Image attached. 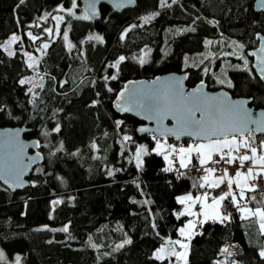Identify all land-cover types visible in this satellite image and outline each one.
I'll return each instance as SVG.
<instances>
[{
  "label": "trees",
  "instance_id": "16d2710c",
  "mask_svg": "<svg viewBox=\"0 0 264 264\" xmlns=\"http://www.w3.org/2000/svg\"><path fill=\"white\" fill-rule=\"evenodd\" d=\"M254 1L177 0L170 7H160V0H137L133 9L124 11L101 5L96 20L65 15L74 47L67 50L62 36L52 41L39 67L44 84L37 90L35 105L26 86L19 83L32 74L23 54L16 50V55L9 56L0 48V127L30 128L25 137L36 138L44 156L30 174L28 187L11 192L0 183V249L14 251L10 257L20 254L21 264H160L154 253L165 240L178 239V229L189 220L176 219L174 213L183 208L177 198L203 190L194 187L202 176L191 165L190 170H179L183 176L163 171L166 163L153 150L154 135L138 136L140 122L130 115H117L113 102L127 81L177 72L188 73L189 87L204 81L210 89L223 87L233 97L251 98L252 106L264 108V85L253 70L250 76L230 66L242 63L223 57V43L213 46L212 62L197 66L184 62L187 55L201 52L207 39L222 37L244 44L247 56L257 46L256 34L264 33V11L256 12ZM71 4L72 0H25L24 4L0 0V44L15 33L21 36L23 47L33 52L26 36L29 25L59 6L68 9ZM157 11L151 22L140 24L141 15ZM132 25L137 27L121 40ZM92 35L101 36L103 43L88 41ZM144 50L149 59L141 65L137 57ZM121 56L125 60L119 65L117 79L105 81L104 76L117 74L109 65ZM222 60L231 88L215 78H224L219 74ZM94 101L99 103L92 106ZM117 121H121L119 127ZM57 125L58 133L53 131ZM125 135L131 137L128 148L123 143ZM254 137L257 145L264 139V135ZM93 143L99 151L91 147ZM61 145L62 150L57 151ZM134 145L148 150L142 155L140 169L129 154ZM193 165L198 167L196 158ZM252 196L256 199H247L248 205L264 207L258 192H247V197ZM57 199L62 203L53 211L52 201ZM225 209L230 221L207 222L197 229L188 264H216L226 240L240 248L229 264H264L259 255L264 235L258 223L242 220L231 204ZM66 225L68 233L55 231ZM125 239L132 243L117 249Z\"/></svg>",
  "mask_w": 264,
  "mask_h": 264
},
{
  "label": "snow or ice",
  "instance_id": "6c2138e0",
  "mask_svg": "<svg viewBox=\"0 0 264 264\" xmlns=\"http://www.w3.org/2000/svg\"><path fill=\"white\" fill-rule=\"evenodd\" d=\"M126 2L131 0H122L119 6H124ZM20 4H24L25 0H19ZM172 4L177 3V0H171ZM168 0H160V7H170ZM259 6L264 8V0H259ZM90 8L94 9V5H90ZM77 8L76 0H72L71 7L65 9L63 6L57 8L58 12H66L68 16L74 17L77 20L89 19V14L85 13L82 16H78L75 13ZM47 15L41 19L47 22ZM96 12L93 10L91 16H95ZM154 15H158L154 14ZM154 15L143 17V23H148L154 18ZM57 23L55 30L53 28H45L44 31L48 37L51 38L55 31L56 36H60V24L64 21V16H53L52 17ZM39 27V24L29 25V27ZM215 26V25H214ZM137 25L130 26L121 35L123 40L128 31ZM184 31H194V29H185ZM28 39L33 43L40 40L41 37L34 35L31 31L26 33ZM62 39L65 41L69 51L72 50L74 45L69 40V34L67 31L63 32ZM257 39L261 40V46L257 51L249 52L247 55L256 58V72L259 74V78L264 80V37L258 36ZM88 41L95 40L103 43L101 36H88ZM22 44V39L17 34H12L7 41L0 44L2 48L9 56H14L16 53L12 50L13 45ZM214 43L212 40H206L204 42L205 48L211 47ZM50 47L49 43H42L38 46L37 51L42 55L47 54V49ZM229 47L233 48L232 52L224 53V56H235L236 59L242 61V67L240 65H230L231 67L240 71L247 72L252 76V69L249 68V59L244 54L245 45L236 41H231ZM260 53L261 55H258ZM24 56L27 57L26 66L29 69L35 71L36 76L40 77L43 81L44 77L36 71L40 64V59L25 52ZM205 56L204 59H208ZM125 60L124 56L114 63L110 64L109 67L116 69L117 74L104 76V80L108 81L116 80L119 73V65ZM140 64L143 65L146 61L143 57L139 60ZM188 59L185 57V64L187 65ZM203 63V60L200 61ZM195 66V65H192ZM204 74L208 73V68L203 69ZM224 76L223 79L215 77L217 82L226 87H233L230 79L227 78L226 70H222ZM188 77L185 75L181 78H171L168 81L161 82L159 78L153 81L154 85H159L146 94H141L139 90L135 88L134 82H130L125 85L124 89L118 94V102L116 107L121 111H132L133 107L141 109L145 113V119L155 120L157 123V129L155 130L160 138L156 135L153 139L156 141L154 151L157 155H163L164 160L168 166L163 169L165 172L176 171L178 175L183 176L185 173L180 172L179 169H188L189 166L196 167L197 170H203L205 175L200 178V182L194 184V187L204 189L206 186L211 189H217L222 185H226V191L216 196H210L208 192H203L201 195L193 196L192 194H186L177 198V203L182 205L181 211L174 213L176 219L179 220L181 217H194L189 219L187 223L178 229V239L172 240L167 239L164 241L162 246L154 253V259L160 261V264H164L167 260L169 264H172V259L175 258L176 264H188L187 256L191 239L194 235L199 234L197 226L202 227L208 221L221 222L230 221V214L226 212L224 202L226 200L235 207L239 212L242 220H254L258 223L259 232L264 235V207L249 208L246 204L242 205L240 201L251 199L255 200L256 197L251 198L245 195L246 192H257L260 188L257 181L264 180V139H261L257 145L255 142L254 133H264V112L255 114L246 105L248 101H232L231 98L226 94L222 93L219 96L209 95L204 92L206 85L203 81L190 93H186L183 88V80ZM254 78V77H253ZM21 86L33 85L28 87L27 93L31 95V102L35 105V100L38 98L35 88H43V84H35L32 79H21L19 81ZM66 83V81H65ZM63 83L61 84V87ZM108 91H113L108 88ZM127 96V103H124L125 97ZM99 101H94L92 106H95ZM2 110V109H0ZM199 114V117L198 115ZM165 120L173 122V127L169 128L164 125ZM117 127L120 126L121 121H117ZM55 132L60 131L59 125L53 130ZM141 132L152 131L149 128H141ZM9 137H12L14 142L18 143L20 133H8ZM45 136L49 135L48 132L44 133ZM174 136L179 140L182 136L193 138V143L187 147L174 146L167 144V137ZM163 143H162V139ZM130 136H123V141H130ZM36 147H40L37 143ZM62 145L57 151L62 150ZM91 147L95 151H99L97 145L93 143ZM148 153L147 148L140 146L137 147L134 159L136 161V167L138 169L142 166V155ZM193 154L198 161L197 165H193ZM37 153V158H39ZM215 157H219L216 159ZM178 162L179 168L175 165ZM221 163L231 165H237L238 169H244L245 165L248 164L246 171L236 170L234 175H229L227 168H224L222 174L216 176L217 168L215 165ZM214 165L213 167H207V165ZM27 169V165H22V162H17L14 165H10L5 162L4 165L0 166V178L4 179L9 186L13 184L17 187L22 186L23 182L21 176ZM258 169V170H257ZM118 171V170H117ZM112 171H109V175H113ZM233 185L239 189V200L237 195L233 191ZM137 187L139 185L137 184ZM209 200L211 203H209ZM62 201L57 199L52 201L53 211L55 206L61 204ZM136 203V201H133ZM145 204L148 201L144 202ZM261 204H264V194L261 197ZM199 205V210L196 211V207ZM152 227L155 229L156 225L153 223ZM51 230V229H46ZM55 231H62L65 233L69 232V227L66 225L61 229ZM71 238V236H69ZM91 241V237H89ZM131 239H125L123 243L117 245V249L123 248L125 244H131ZM92 247H96L95 244H91ZM224 253L228 252V248L222 250ZM259 255L264 259V249H261ZM5 259V254L0 251V261ZM15 264H21V256L15 257Z\"/></svg>",
  "mask_w": 264,
  "mask_h": 264
},
{
  "label": "water",
  "instance_id": "95a60500",
  "mask_svg": "<svg viewBox=\"0 0 264 264\" xmlns=\"http://www.w3.org/2000/svg\"><path fill=\"white\" fill-rule=\"evenodd\" d=\"M81 7L84 11V13L89 14L90 20H96L100 16V6L104 4L111 5L115 10L117 11H124V10H130L133 9L136 6L137 0H131V2H126L124 6H119L122 2V0H79ZM90 5H94V9L90 8ZM254 10L256 12H263L264 8H261L259 6V0L254 1ZM96 12L95 16H91L92 11ZM264 37V33H257L255 36V39L257 41V46L254 49H251L246 52L248 54L249 52L257 51L261 46V40L257 39V37ZM258 55H261L258 53ZM248 56V55H247ZM251 59V68L254 71L256 77L261 81V83L264 85V80H261L259 78V74L256 72V68L254 65L256 64V58L252 56H248ZM185 75L189 78L188 73H177V72H171L163 75L155 76L151 79H138L134 81H127L124 83L122 89L120 92L124 89L125 85L129 84L130 82H134L135 88L139 90L141 94H146L153 90L154 88L158 87L159 85H154L153 81H156L157 78L161 82L168 81L171 78H183ZM183 80V88L186 93H190L193 89H195L202 81L196 83L194 86L189 87L187 85V81ZM203 83L206 85L204 92L209 95H216L219 96L222 93H226L232 101H248L249 103L246 105L253 113L258 114L260 112H264V108H256L251 105L252 99L247 97H233L231 93L225 89V88H218V89H210L203 81ZM119 92V93H120ZM127 96L125 97L124 103H127ZM120 102L118 98L113 102L112 108L113 111L119 115H130L137 119L140 123L136 127V133L138 136H146V135H156L159 136L158 133L155 131L157 129V123L155 120H148L145 119V113L143 110L133 107L132 111H121L116 107V104ZM199 117V114H197ZM164 125L166 127H173V122L170 120H165ZM141 128H149L152 131L149 132H141ZM31 129L27 127H0V166L4 165L5 162H8L10 165H14L17 162H22V165H27V169L24 171V174L21 176V180L23 182L22 186H15L14 184L12 186H9V183H6L4 179L0 178V183L10 190L11 192H15L17 190H21L23 188H26L29 186V176L32 173L33 169L41 165L44 161V156L40 151L38 150V147H36L37 143L39 141L36 138H26L25 135L30 133ZM19 132V138L18 143L14 142L12 137H9L8 133H15ZM254 135L256 136H263L264 133L255 132ZM167 139L171 140L174 143H179L183 140H190L193 141V138L182 136L179 140H177L174 136H168ZM37 153H39V158H37Z\"/></svg>",
  "mask_w": 264,
  "mask_h": 264
},
{
  "label": "rangeland",
  "instance_id": "374dc122",
  "mask_svg": "<svg viewBox=\"0 0 264 264\" xmlns=\"http://www.w3.org/2000/svg\"><path fill=\"white\" fill-rule=\"evenodd\" d=\"M168 3L169 4H171V0H168ZM76 4H77V8L74 10L75 11V13H76V15H78V16H82V15H84L85 13H84V11H83V9H82V7H81V4H79V2L76 0ZM60 7V6H59ZM66 9V8H65ZM157 13H159L158 11L157 12H153V13H148V14H143V15H141L140 17H139V22H140V24H145V23H143V17H145V16H150V15H154V14H157ZM46 14H44V15H42L40 18H39V20L37 21V22H35L34 24H31V25H36V24H39L40 26L39 27H36V26H33V27H30L27 31H26V33L27 32H29V31H31L34 35H37V36H39V37H41V39L40 40H37L35 43H33L30 39H28V37H27V39L30 41V43L31 44H33V46H34V50H33V52H31V51H28V50H26L24 47H23V44H15V45H13V48H12V50L15 52L16 50H19L22 54H23V56H24V53L25 52H27V53H29V54H31V55H33V56H35V57H37L38 59H40V64H41V62H42V59H43V57L45 56V55H42L39 51H37V48H38V46L39 45H41L42 43H49V44H51L52 43V41H54L55 39H57L59 36H56L55 35V31H54V33H53V36L51 37V38H49L48 37V35H47V33L44 31V29L45 28H53L54 30H55V26H56V21L52 18L53 16H64V20H65V15H67L66 14V12H58L57 11V9L53 12V13H51V14H48L47 15V22L45 23L44 22V20H42L41 18L42 17H44ZM156 17V15H154V18ZM153 18V19H154ZM152 19V20H153ZM151 20V21H152ZM151 21H149V22H151ZM148 22V23H149ZM147 24V23H146ZM36 32H35V31ZM38 31V32H37ZM64 31H67L68 32V28H67V26L64 24V21L60 24V32H61V35L60 36H62L63 35V32ZM18 36H20L19 34H17ZM27 36V35H26ZM92 36H96V35H92ZM21 37V36H20ZM9 39V38H8ZM7 39V40H8ZM7 40H5V41H7ZM207 40H212V41H214V42H216V43H218V42H220V43H223L224 45H225V51H224V53H227V52H232L233 51V48H231V47H229V44H230V42L231 41H236V42H238L237 40H235V39H231V38H226V37H222V38H220V39H207ZM4 41V42H5ZM39 41V42H38ZM3 42V43H4ZM65 42V41H64ZM2 43V44H3ZM216 43H214L211 47H209V48H205V46H204V49L201 51V52H198V53H194V54H190V55H187L186 57H187V59H188V63H187V65L186 66H192V65H195V66H197V65H199V64H201L200 63V61L201 60H203V62H205V61H213V59H214V56H215V52L213 51V46L214 45H216ZM239 43V42H238ZM16 46L18 47V49H16ZM65 46H66V43H65ZM66 48H67V46H66ZM48 50V49H47ZM67 50H68V48H67ZM7 53V52H6ZM223 53V54H224ZM222 54V55H223ZM205 56H208L209 58L208 59H204V57ZM141 57H143L144 59H145V61H147L148 59H149V52L147 51V50H144L138 57H137V59H138V61L140 60V58ZM223 57H226V56H224L223 55ZM228 57H233V58H235V56H228ZM24 58H25V61H27V57L26 56H24ZM224 60H226V61H228L227 59H224ZM229 61L230 62H233L232 60H230L229 59ZM185 62V61H184ZM224 61L222 60V63H221V67H220V70H219V74H222V70H224V68H225V64L223 63ZM241 63H242V61H241ZM40 64H39V66H38V68L36 69V71H38L43 77H44V73H43V71H41L40 70ZM239 64V63H238ZM250 64V63H249ZM241 66H243L242 64H241ZM31 71H32V74L31 75H29V76H26V77H24V78H22V79H32L33 81H34V83L35 84H44V79H43V81H41L40 80V77L39 76H36V74H35V71H33L32 69H31ZM226 75H228V73L226 74ZM228 79H229V76L227 77ZM26 86V88L28 89V87H31V86H33V85H31V84H29V85H25ZM225 86V85H224ZM38 89H40L39 87H36L35 88V92L37 93V90ZM30 95V94H29ZM30 97H31V95H30ZM31 99H32V97H31ZM194 141H189L188 143H183V142H180L179 144H176V143H171V142H169L168 140H167V143H168V145H174V146H177V147H180V146H184V147H187L189 144H191V143H193ZM123 143L127 146V148L129 147L128 146V141L127 142H124L123 141ZM156 146V145H155ZM136 149H137V147L134 145V146H132V149H130V157L132 158V160H134V162L136 163V161H135V159H134V154H135V151H136ZM154 149H155V147H154ZM153 149V150H154ZM155 152V151H154ZM162 157H163V155H162ZM164 158V157H163ZM195 158V154H193V159ZM165 161V160H164ZM165 163H166V165H165V167H167L168 166V164H167V162L165 161ZM178 163V162H177ZM192 163H193V161H192ZM179 165V164H178ZM203 192H197L195 195L197 196V195H201ZM209 203H211V201L209 200ZM199 207V206H198ZM250 208V207H249ZM196 211H198V209H195ZM190 219H194V217H190ZM184 226V225H183ZM182 227V226H181ZM199 225L197 226V229H199ZM231 243V242H230ZM234 245V246H233ZM228 248V250H230L229 252H231V250H233V252H231L230 254H229V256L230 255H234L235 253H237L238 251H239V245H237V244H233V243H231L230 245L228 244V240H226L225 241V244H224V247H223V249L224 248ZM0 251H3L4 252V254H5V259L3 260V261H0V264H15V257L17 256V255H20V254H15V255H13V256H11L10 257V255L14 252V251H10V250H2V249H0ZM222 255H224L222 258H221V260H220V262H217L216 264H229V257H226L225 255H227V253H224V252H222ZM172 264H176V261L175 260H173L172 259ZM181 264H182V262H181Z\"/></svg>",
  "mask_w": 264,
  "mask_h": 264
},
{
  "label": "built area",
  "instance_id": "2783aa9c",
  "mask_svg": "<svg viewBox=\"0 0 264 264\" xmlns=\"http://www.w3.org/2000/svg\"><path fill=\"white\" fill-rule=\"evenodd\" d=\"M157 138H159V137H157ZM215 158L218 159L219 157H215ZM213 166L214 165H211V164L207 165V167H213ZM248 166L249 165L246 164L245 165V168L243 170H246ZM215 167L217 168V172H216L217 175H221L224 168H227L228 169L229 175H234L235 171L236 170H239L237 165H231V166H229V165L223 164V163H221L220 165H215ZM176 168H179L178 165L176 166ZM199 172H200V175L201 176H203V175L206 174V173L203 172L202 169L199 170ZM255 183H258L260 185V188L258 189L257 192L262 197V194H264V180L257 181ZM233 188H234V185H233ZM201 191L202 192H205V191L208 192L210 196H216V195L222 194L224 191H226V185H222L221 187H219L217 189H206V190H201Z\"/></svg>",
  "mask_w": 264,
  "mask_h": 264
},
{
  "label": "crops",
  "instance_id": "0c3cea01",
  "mask_svg": "<svg viewBox=\"0 0 264 264\" xmlns=\"http://www.w3.org/2000/svg\"><path fill=\"white\" fill-rule=\"evenodd\" d=\"M197 161V160H196ZM197 163H198V161H197ZM247 170V169H246ZM246 170H243V169H240V171H246ZM258 170V169H257ZM216 176H219V175H217L216 174ZM205 188H208L207 186L205 187ZM208 189H211V188H208ZM233 191L235 192V194L237 195V199L239 200V189H237L236 187H235V185H234V188H233ZM191 194V193H190ZM186 195V194H185ZM194 197L196 196L195 194H192ZM245 195L247 196V192L245 193ZM240 203L242 204V205H244V204H246L248 207H250V208H256V207H251L250 205H248L247 203V199L246 200H242V201H240ZM224 204L225 205H227V204H229L230 205V203H229V201L228 200H226L225 202H224ZM199 205H197V207H196V209H198L199 210V207H198ZM258 207H260V206H258ZM189 219H190V217H189ZM208 222H212V221H208ZM231 241H229L228 240V244L230 245L231 243H230ZM225 244V243H224ZM234 246V245H233ZM223 247H224V245H223ZM223 250V249H222ZM230 250H228V252H227V255H225L226 257H231L232 255H230L229 256V254L231 253V252H233V250H231V252H229ZM223 252V251H222ZM234 253V252H233ZM224 255H222V253H221V255L219 256V258H218V260L216 261V263L217 262H220V260H221V258L223 257ZM174 260H175V258H174ZM220 264V263H219Z\"/></svg>",
  "mask_w": 264,
  "mask_h": 264
}]
</instances>
